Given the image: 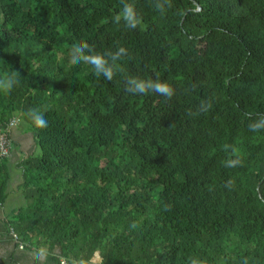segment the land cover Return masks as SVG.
<instances>
[{"label": "trees", "instance_id": "16d2710c", "mask_svg": "<svg viewBox=\"0 0 264 264\" xmlns=\"http://www.w3.org/2000/svg\"><path fill=\"white\" fill-rule=\"evenodd\" d=\"M124 4L138 28L114 22ZM171 4L162 14L154 0H0V75L21 74L0 92V206L21 171L25 203L4 223L19 248L66 264L95 254L99 264H264V131L248 127L264 114V0ZM81 42L125 47L123 73L108 81L70 64ZM125 76L176 94H129ZM209 99L207 113L189 115ZM32 108L47 128L33 127ZM21 124L27 152L13 137ZM225 144L242 166H224Z\"/></svg>", "mask_w": 264, "mask_h": 264}, {"label": "clouds", "instance_id": "9594fccd", "mask_svg": "<svg viewBox=\"0 0 264 264\" xmlns=\"http://www.w3.org/2000/svg\"><path fill=\"white\" fill-rule=\"evenodd\" d=\"M171 6V0H154L155 9L162 14L165 12L166 8H170ZM121 21H123L124 26L130 30L138 28L143 22L142 17L138 15L132 4H124L122 12L114 17L115 23L119 24ZM128 54V50L122 46L115 51L109 50L104 53H97L87 42H81L71 46L69 63L72 65L80 63L91 65L97 77L103 76L104 79L112 81L118 73H123L124 69L119 65L118 61ZM20 78L21 74L16 69H9L3 75H0V92L10 94L13 89L19 85ZM124 79L125 91L132 95H148L149 93H155L168 100L176 94L172 85L167 82H162L158 78L153 80L125 76ZM211 108V99L204 100L201 101L197 111L195 113L189 111V115L207 113ZM25 115L31 121L34 128L40 130L47 128L48 120L40 109H29ZM245 115L251 119L250 113H246ZM248 127L253 132L264 131V114H259ZM229 149L234 158L224 161V166L227 168L242 166L243 161L238 154L239 150L233 145L225 144L224 150L228 151ZM232 183L233 182L229 180L227 185H231ZM136 226L135 223L131 225L133 228ZM190 264H206V261L191 259Z\"/></svg>", "mask_w": 264, "mask_h": 264}, {"label": "crops", "instance_id": "0c3cea01", "mask_svg": "<svg viewBox=\"0 0 264 264\" xmlns=\"http://www.w3.org/2000/svg\"><path fill=\"white\" fill-rule=\"evenodd\" d=\"M20 142L25 143L28 137L15 132ZM21 171L10 172V182L7 189V198L2 206H0V264H62L55 259L52 254H48L45 250L37 249L30 246L19 248V243L12 239L11 232L5 228V221L13 210L24 205V199L18 191L21 183ZM13 177V178H12ZM11 181H13L11 183ZM98 254H95L88 262H78L75 264H99ZM66 264V263H65Z\"/></svg>", "mask_w": 264, "mask_h": 264}, {"label": "rangeland", "instance_id": "374dc122", "mask_svg": "<svg viewBox=\"0 0 264 264\" xmlns=\"http://www.w3.org/2000/svg\"><path fill=\"white\" fill-rule=\"evenodd\" d=\"M25 130H26L25 125H24V124H21V125H19V127H17V129L15 130V132H19V134H23V132H24ZM13 137H14V138H18L15 134L13 135ZM31 144H32V141L29 142V140L26 141L25 143L22 142V144H21V148H22L23 150H25L24 148H26L25 152H27V150L30 148ZM38 152H39V151H38V148H37V149H36V153H38ZM18 154H19V147H18V149H17V147H15V150H13L12 155H11V158H10L11 163L14 162V161L17 159ZM13 171H14V170H13ZM12 178H13V177H12ZM12 182H13V181H11V183H12Z\"/></svg>", "mask_w": 264, "mask_h": 264}, {"label": "built area", "instance_id": "2783aa9c", "mask_svg": "<svg viewBox=\"0 0 264 264\" xmlns=\"http://www.w3.org/2000/svg\"><path fill=\"white\" fill-rule=\"evenodd\" d=\"M12 126H15L16 125V122L15 121H12L11 123ZM0 155L1 156H6L7 155V144L5 142V138L3 137V135H1V138H0ZM13 238L15 239L16 236L13 234ZM62 264H65L64 262H62Z\"/></svg>", "mask_w": 264, "mask_h": 264}]
</instances>
